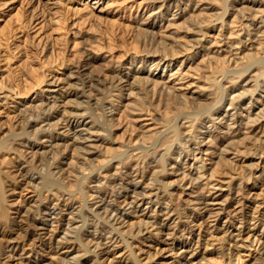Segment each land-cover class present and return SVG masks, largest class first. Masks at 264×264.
I'll use <instances>...</instances> for the list:
<instances>
[{"label":"bare ground","instance_id":"1","mask_svg":"<svg viewBox=\"0 0 264 264\" xmlns=\"http://www.w3.org/2000/svg\"><path fill=\"white\" fill-rule=\"evenodd\" d=\"M187 1L170 26L187 35L190 60L174 61L179 52L168 50L162 35L148 34L160 17L149 9L131 33V48L113 40L126 48L125 62L102 68L83 49L82 61L67 60L62 74L47 80L30 74L36 86L45 85L9 107L17 124L0 133V156H14L9 164L18 183L36 199H22L10 217L11 176L0 166V264H207V254L217 255V264H233L234 255L236 264H245L238 252L250 247L258 256L252 264H264V203L253 207L250 190L264 179V0H217L201 9L197 3L206 0ZM233 19L237 30L221 47L202 48L208 26L219 32ZM4 36L9 49L11 37ZM17 48L9 57L0 53V62L18 57ZM199 56L209 68L201 81L211 103L178 97L145 62L159 57L149 61L154 71L177 73L197 69ZM251 69L256 73L249 77ZM1 76L0 90L12 79ZM157 97L175 108L156 123L150 140L137 135L136 146L107 154L121 103L129 102L139 123L152 120ZM99 157L105 160L95 167ZM129 162L133 167L120 170ZM237 162L244 163L242 174L233 172ZM202 225L206 230L196 233Z\"/></svg>","mask_w":264,"mask_h":264},{"label":"rangeland","instance_id":"2","mask_svg":"<svg viewBox=\"0 0 264 264\" xmlns=\"http://www.w3.org/2000/svg\"><path fill=\"white\" fill-rule=\"evenodd\" d=\"M162 1L164 2L161 3ZM162 1L0 0V53L2 55L7 54L5 56L9 57L8 54H13L16 47H18L17 49L19 51L18 57L11 59L8 63H6L5 60L0 62V76H12V79L9 80V87L0 90V96H6V99L0 100V133L4 135L8 131V128L13 130L12 128L14 127V130L16 129V118L13 117V113L9 109L11 104L13 102L27 100L35 92L44 87V83L36 86L33 83V77L37 76V78H39L40 76H47L45 79L47 80L51 77L49 74L52 72L62 74L67 60H71L72 62L82 61L81 52L83 49L85 51L87 50L93 57L97 58L98 63L102 68H105L108 65L125 62L128 58V55L124 54L125 47H121L122 49L116 48L114 46L116 40L115 42H113V40L118 39L119 41V39H123L125 44L129 45L128 47L131 48V33L136 29L135 25L139 21L141 14L149 9L153 10L155 16L160 17L155 20L156 23L158 22L159 26L153 25L151 28H148V34L154 38L162 35L168 44L166 48L170 51L175 50L176 52H179L176 57H174V61L181 63L180 61L182 59L184 61L190 60L194 53L191 51V55L185 57L186 52L184 51L189 49V45L185 42L187 35L174 32L173 26H170V22L176 19L179 14L177 9L188 5V1ZM215 2H217V0H206L205 2L197 3V5L199 9H201L213 5ZM196 13L198 14V12ZM197 17L201 18L202 13L198 14ZM229 20L231 21L232 18L229 17ZM237 24L236 20L233 19V24L219 32L218 29L211 30L213 24L208 26V33L200 38L202 48L208 47L215 50L221 47L223 42L228 40L225 39L228 37V33L237 30ZM4 33L11 37L8 39L11 47L9 49L5 46L6 42ZM121 36L123 37L121 38ZM90 41L91 43H88ZM82 42H84V46L82 45ZM194 48H196L197 51L200 50L199 45ZM130 53H132V51ZM158 58L159 57H147L145 59L146 66L149 68L151 67L155 76L162 80L171 92L180 97L186 96L189 100L197 97L204 103L212 102V96L207 94L209 92L207 90H210L208 85L201 81L203 76L208 75L209 68L207 65L204 66V62H202L203 60L200 56L196 59V65L198 64L197 69L192 68L191 70L190 68H183L182 71L177 73L167 72L166 70L163 71V69L154 71V67L152 66L153 63L150 62H156ZM49 66H51V68H48ZM255 71L256 69H251L248 72L249 77H252L256 73ZM31 73L33 74L32 78ZM227 85L228 84H225V86ZM128 103L129 102L123 101L120 105V109L113 113V141L111 144L105 145L107 154L112 149H115L114 152L116 151V153L122 152L124 150L123 146L126 144L128 145V143L131 147L136 146L137 135L143 134L145 135L143 139L149 141L151 134H153L158 128L156 123H160L164 117L172 114L174 112L173 109L175 108L174 106H172L173 108L163 107L161 105L160 97H157L153 102L155 105L149 110L152 120L147 117L146 121L136 123V121L134 122L135 118L133 112L128 111ZM138 127L139 129H137ZM239 147V145L237 147L235 146L237 149H239ZM60 149L63 151V148ZM20 150L24 152V149L21 148ZM111 152L109 154H111ZM67 155L72 156L71 152L67 153ZM12 157L14 158L13 155L9 156V154H2L0 156V166H2L4 170L8 169V175L11 176V178L9 177L8 188H10L12 192L10 195H7V201L11 205L9 208L10 217L15 218L16 215L14 213L17 208H20L22 204L20 202L22 199L32 200L36 199V196L31 187H26L18 183L19 179L13 171L14 168L9 164ZM74 159V157H71L69 163L75 167L77 165L75 164ZM93 159L92 163L96 167L98 163L105 160V157ZM243 164L244 163L242 162H237L233 172L242 174ZM133 165L134 163L132 162H129L126 165L123 164L120 166V170L125 171L129 167H133ZM210 168L211 170H214L213 172L217 171L215 165ZM218 171L222 172L220 168H218ZM218 171L217 173H219ZM69 178L70 181H74L73 178ZM14 179H16V181H14ZM90 185L92 186L93 184ZM251 187V201L254 203L253 207L256 204L264 203V179L260 182L250 184V188ZM174 193H176V197L179 194L177 190ZM40 202L49 204L48 200ZM252 209L250 210L251 212H253ZM221 224L222 223H220V225ZM207 226L208 225H202L200 228L195 227L194 230H196V233L199 229L204 231ZM258 233L259 232H257V234ZM214 245H217V243L214 242ZM153 247H156V245H153ZM211 248L212 247L210 246L208 249L210 250ZM149 250L154 254L153 249ZM253 250L254 247H250V249H244L238 252L240 258L245 264H252L253 260L258 257ZM47 254L48 257H55L51 252H48ZM233 254H235V252H233ZM218 261L219 258L217 255L207 254L204 262H207V264H217ZM233 264H236L235 255L233 256Z\"/></svg>","mask_w":264,"mask_h":264}]
</instances>
